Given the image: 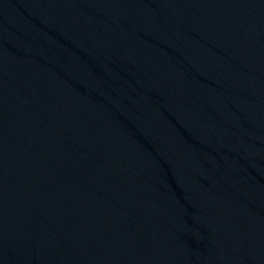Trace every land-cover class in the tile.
<instances>
[{
    "label": "water",
    "instance_id": "obj_1",
    "mask_svg": "<svg viewBox=\"0 0 264 264\" xmlns=\"http://www.w3.org/2000/svg\"><path fill=\"white\" fill-rule=\"evenodd\" d=\"M0 264H264V0H0Z\"/></svg>",
    "mask_w": 264,
    "mask_h": 264
}]
</instances>
